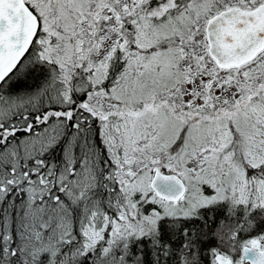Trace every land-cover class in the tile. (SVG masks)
<instances>
[{"label": "snow or ice", "instance_id": "snow-or-ice-1", "mask_svg": "<svg viewBox=\"0 0 264 264\" xmlns=\"http://www.w3.org/2000/svg\"><path fill=\"white\" fill-rule=\"evenodd\" d=\"M0 264H264V0H0Z\"/></svg>", "mask_w": 264, "mask_h": 264}]
</instances>
